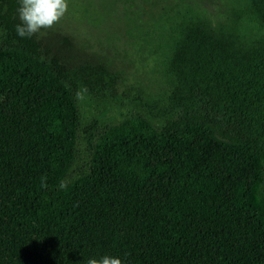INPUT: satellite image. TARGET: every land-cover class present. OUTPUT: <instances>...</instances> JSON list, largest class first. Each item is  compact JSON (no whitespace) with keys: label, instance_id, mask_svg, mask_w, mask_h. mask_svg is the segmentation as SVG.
<instances>
[{"label":"trees","instance_id":"16d2710c","mask_svg":"<svg viewBox=\"0 0 264 264\" xmlns=\"http://www.w3.org/2000/svg\"><path fill=\"white\" fill-rule=\"evenodd\" d=\"M241 4L245 29L172 7L151 88L0 0V264H264V0Z\"/></svg>","mask_w":264,"mask_h":264},{"label":"rangeland","instance_id":"374dc122","mask_svg":"<svg viewBox=\"0 0 264 264\" xmlns=\"http://www.w3.org/2000/svg\"><path fill=\"white\" fill-rule=\"evenodd\" d=\"M181 2L191 3L215 21L248 28L240 14L241 0H123L115 9L113 0H69L67 13L54 26L58 33L51 39L68 34L76 45L74 54H100L112 68L124 70L128 83L158 88L162 70L157 39L162 27L167 28L172 20V7ZM98 15L101 20L96 19Z\"/></svg>","mask_w":264,"mask_h":264},{"label":"clouds","instance_id":"9594fccd","mask_svg":"<svg viewBox=\"0 0 264 264\" xmlns=\"http://www.w3.org/2000/svg\"><path fill=\"white\" fill-rule=\"evenodd\" d=\"M69 0H19L18 16L20 23L15 27L22 38H30L42 29L53 28L68 11ZM78 98L82 93H78ZM46 176L41 178V187H46ZM63 187V185H61ZM87 264H122L118 257L104 255L90 258Z\"/></svg>","mask_w":264,"mask_h":264}]
</instances>
